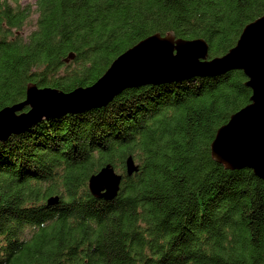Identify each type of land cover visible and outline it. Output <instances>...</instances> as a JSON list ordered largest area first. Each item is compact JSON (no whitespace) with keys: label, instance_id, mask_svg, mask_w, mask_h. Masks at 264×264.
<instances>
[{"label":"trees","instance_id":"1","mask_svg":"<svg viewBox=\"0 0 264 264\" xmlns=\"http://www.w3.org/2000/svg\"><path fill=\"white\" fill-rule=\"evenodd\" d=\"M18 1L0 0V109L29 83L89 86L154 32L203 37L221 55L264 13V0H35L24 33L32 8ZM246 79L233 68L130 85L0 137V264H264V179L210 152L249 102ZM106 163L122 173L107 199L88 189Z\"/></svg>","mask_w":264,"mask_h":264},{"label":"water","instance_id":"2","mask_svg":"<svg viewBox=\"0 0 264 264\" xmlns=\"http://www.w3.org/2000/svg\"><path fill=\"white\" fill-rule=\"evenodd\" d=\"M73 57L70 52L64 60ZM233 68L243 70L247 77L244 83L250 87L251 95L248 103L232 112L216 129L210 142L211 156L226 168H252L264 179V13L246 23L235 44L221 55L208 57V43L203 37L180 38L172 31L164 35L154 32L117 55L89 86L76 87L65 93L29 83L24 100L0 109V137L19 131L53 109L76 111L103 104L126 86L214 75ZM47 100L53 102L46 103ZM42 103L55 105L43 110L40 109ZM25 106L30 107L29 110L17 112ZM137 170L138 164L128 154L126 174L131 175ZM121 179L122 173L111 163H106L89 176L88 189L96 197L112 198ZM57 198V195L49 196L47 203H53Z\"/></svg>","mask_w":264,"mask_h":264},{"label":"rangeland","instance_id":"3","mask_svg":"<svg viewBox=\"0 0 264 264\" xmlns=\"http://www.w3.org/2000/svg\"><path fill=\"white\" fill-rule=\"evenodd\" d=\"M34 1L35 0H19L18 2H19V4L22 6H24V5H29V6H31V8H32V12H31V14H30V16H29V19L27 20V22H26V24L23 26V32L24 33H28L31 29H33V27H34V22H35V18H36V12L34 11V6H35V3H34ZM46 100V99H45ZM50 100V99H49ZM54 100V99H53ZM53 100L52 101H49V102H53ZM46 102V101H45ZM48 102V100H47V102L46 103H49ZM40 105H42V108H40V109H43V110H46V108H49V107H52L53 105H55V104H53V105H50L49 104V106H47L45 103H42V104H40ZM39 105V106H40ZM43 106H46V107H43ZM117 172H118V170H116Z\"/></svg>","mask_w":264,"mask_h":264}]
</instances>
